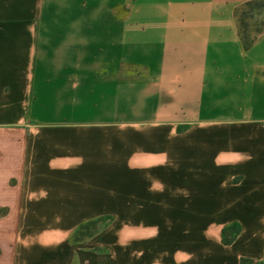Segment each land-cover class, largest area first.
Instances as JSON below:
<instances>
[{"label": "crops", "instance_id": "1", "mask_svg": "<svg viewBox=\"0 0 264 264\" xmlns=\"http://www.w3.org/2000/svg\"><path fill=\"white\" fill-rule=\"evenodd\" d=\"M251 1L0 0V264H264Z\"/></svg>", "mask_w": 264, "mask_h": 264}, {"label": "trees", "instance_id": "2", "mask_svg": "<svg viewBox=\"0 0 264 264\" xmlns=\"http://www.w3.org/2000/svg\"><path fill=\"white\" fill-rule=\"evenodd\" d=\"M252 3L264 4V1H251V2H248L247 4H252ZM239 13H238V16H239ZM239 33H240V38H241L243 48L246 51H248L252 47V45L255 43L259 35L263 33V31L262 30L258 31L257 36H254L251 38L248 35V32L246 28L244 27V25H242V21L239 19ZM3 214H5V210L0 209V216H2ZM104 224H105L104 220H96V221H90V222H87L81 225L79 229L75 232L73 236V241L80 242L86 239L87 237H91L92 235L96 234L101 228V226H103ZM237 233H238V230H235L233 232V235H231V237H228L225 231L224 232L225 234L224 242L226 244L231 243ZM243 264H246V262L244 261Z\"/></svg>", "mask_w": 264, "mask_h": 264}, {"label": "rangeland", "instance_id": "3", "mask_svg": "<svg viewBox=\"0 0 264 264\" xmlns=\"http://www.w3.org/2000/svg\"><path fill=\"white\" fill-rule=\"evenodd\" d=\"M239 19L242 21V25H244L248 32V35L251 38L257 36V33L260 30L264 32V4L252 3L244 5L239 13L238 20ZM137 210L138 209H135V211ZM104 221L105 224L101 226V228L107 226L108 224H112L113 222V220L111 219H105ZM107 221H109L108 224ZM95 252H98L100 254L102 253V255H104V253H107L105 249H97Z\"/></svg>", "mask_w": 264, "mask_h": 264}]
</instances>
